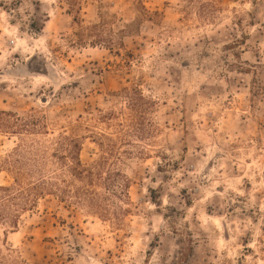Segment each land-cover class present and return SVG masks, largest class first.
I'll list each match as a JSON object with an SVG mask.
<instances>
[{
	"label": "rangeland",
	"instance_id": "374dc122",
	"mask_svg": "<svg viewBox=\"0 0 264 264\" xmlns=\"http://www.w3.org/2000/svg\"><path fill=\"white\" fill-rule=\"evenodd\" d=\"M75 6L0 0V110L34 122L0 115V185L15 146L73 136L119 173L109 219L45 195L0 224L2 264H264V0Z\"/></svg>",
	"mask_w": 264,
	"mask_h": 264
},
{
	"label": "trees",
	"instance_id": "16d2710c",
	"mask_svg": "<svg viewBox=\"0 0 264 264\" xmlns=\"http://www.w3.org/2000/svg\"><path fill=\"white\" fill-rule=\"evenodd\" d=\"M67 1L69 8L77 9L75 6L77 0ZM139 95L142 98L141 94ZM131 105H135L132 100ZM0 115L14 116L15 120H21V129L30 130L34 125L33 121L22 119L11 112L0 110ZM99 145L102 148L103 144L99 143ZM103 148H105V154L112 155L114 152L108 144H105ZM52 149L53 160L50 161L37 151L23 154L20 151V145L14 147L15 155L7 157L11 167H23L26 171L17 170L11 184L0 185L1 225L15 227L19 212L26 210L27 207H33L37 199L45 195H54L66 208H84L88 213L109 219L110 211L105 203L108 198L99 196L95 188L100 186L114 193L113 179L119 173L108 168L105 155L92 165L82 163L79 158L77 139L63 133H60ZM50 166L52 168H49ZM126 187L127 182L122 179L116 195L119 199L128 200ZM2 263L3 259L0 258V264Z\"/></svg>",
	"mask_w": 264,
	"mask_h": 264
}]
</instances>
